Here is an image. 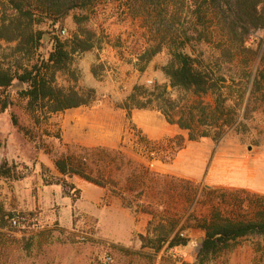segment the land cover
Returning a JSON list of instances; mask_svg holds the SVG:
<instances>
[{"label": "rangeland", "instance_id": "374dc122", "mask_svg": "<svg viewBox=\"0 0 264 264\" xmlns=\"http://www.w3.org/2000/svg\"><path fill=\"white\" fill-rule=\"evenodd\" d=\"M183 2L178 0L173 8L177 22L171 29L161 23L155 11L140 3L100 2L87 10L71 11L55 24L35 19L32 28L40 32L43 53L50 50L53 37L67 42L79 27L93 34V48L71 55L67 71L55 75V85L82 94L93 90L95 98L87 106L65 112L30 115L19 96L24 88L20 82L0 94V165L5 162L14 176L20 177L0 178V220L5 221L0 229V264H264L262 238H246L228 251L199 259L204 232L185 228L193 215L207 211L201 198L205 188L264 196V31L251 39L250 48L256 55L251 70L242 71L239 58L215 63L213 47L197 40L193 0ZM2 13L0 6V20ZM17 44L0 39V69L16 71L36 62V57L16 54ZM181 44L196 66L210 73L216 88L234 92L251 88L256 78L261 81L247 117L248 89L236 113L239 126H233L218 141H186V133L162 117L160 100L148 96L159 88L173 99L198 100L180 94L162 71L171 59L170 50ZM157 49L159 53L150 60H142L147 52ZM214 98L210 92L202 101L213 103ZM148 99L152 102L140 108ZM104 102L125 113L124 127L116 133L117 139L107 144L99 136L107 132L112 138V129L99 121L94 129L83 128L81 122L84 108ZM4 103L7 108L1 111ZM154 120L166 122L169 130L160 139L149 141L166 142L176 135L185 138L181 150L170 151L169 163L147 162L133 137L135 132L145 138L157 136ZM97 148L109 155L88 162L103 173L106 188L56 171L54 161ZM63 180L78 191L76 199L63 190ZM193 183L198 188L195 200ZM147 206L154 215L141 212ZM14 217L23 219L17 227L11 226ZM162 219L169 221L168 228L173 226L171 238L178 234L188 240L185 246L169 249L165 245L156 250L158 238L152 232Z\"/></svg>", "mask_w": 264, "mask_h": 264}, {"label": "trees", "instance_id": "16d2710c", "mask_svg": "<svg viewBox=\"0 0 264 264\" xmlns=\"http://www.w3.org/2000/svg\"><path fill=\"white\" fill-rule=\"evenodd\" d=\"M100 2L140 3L155 11L157 16L162 18L161 23L166 24L167 28H175L174 24L177 22L173 8L178 4V0H0L3 9L0 39L7 42L17 41L15 53L19 56L36 57V62L28 67L20 66L16 71H12L11 68L0 69V94L5 95L15 81L20 82L24 88L19 92V96L25 102V110L30 115L39 112L44 115L57 114L91 104L95 98L93 90L82 94L73 88L67 90L58 88L55 85V75L67 71L71 55L82 54L93 48V34L79 27L67 42L53 37L50 50L43 53L40 51L42 50L40 32H34L32 26L35 19H38L37 22L47 19L55 24L71 11L87 10ZM192 13L197 40H205L213 47L216 54L215 63H230L239 58L243 65L242 71L251 70L256 55L250 44L257 32L264 31V0H193ZM207 30L209 31L207 34L202 32ZM159 51L157 49L147 52L142 60L147 62ZM170 55L171 59L162 71L171 86L180 94L191 97L194 95L198 100L193 102L191 98L181 97L173 99L156 88L148 96L160 100L159 110L164 120L176 126L180 132H185L186 141L189 142L202 138L218 141L233 126L238 127L239 125L235 124L236 113L244 103V93L248 88H239L234 92L216 88L206 68L196 66V60L183 52V44L175 45L170 50ZM137 90L138 88H134V91ZM248 90L249 97L244 109L245 118L249 106L257 100L261 81L256 78ZM210 92L215 97L214 102L205 104L202 98ZM135 97L132 95L131 100ZM151 102L152 100L148 99L147 103L140 104L139 107L144 108ZM6 108L7 105L4 103L1 111ZM126 109L130 111L131 108ZM165 141L156 143L143 136L137 138L147 162L155 160L169 163L172 160L169 157L170 151L177 152L185 145V138L181 135ZM108 155L100 148L84 150V153L78 157L68 156L54 161V167L63 177L78 176L89 183L106 188L107 185L101 180L102 172H97L88 159L96 156L103 159ZM0 178L20 179L14 176L5 162L0 165ZM187 184L191 183L187 182ZM61 186L73 199H76L78 191L71 184L63 180ZM203 191L201 198L207 211L193 215V220L185 227L204 232L198 253L199 259L228 251L238 241L246 238L264 240V196L245 190L205 188ZM197 193L198 188L193 183V200L197 198ZM148 207L142 208L141 212L154 215ZM4 226L5 221L1 218L0 229ZM168 226L169 221L162 219L154 228L152 233L158 238L156 250L165 245L172 249L187 244L188 240L178 234L171 238L173 226L171 228Z\"/></svg>", "mask_w": 264, "mask_h": 264}, {"label": "crops", "instance_id": "0c3cea01", "mask_svg": "<svg viewBox=\"0 0 264 264\" xmlns=\"http://www.w3.org/2000/svg\"><path fill=\"white\" fill-rule=\"evenodd\" d=\"M103 88H98L102 90ZM97 104V103H96ZM86 113L83 115L82 126L83 128L94 129L95 126L99 125V122H102V125H105L108 130L112 129L114 131L111 138V134L103 132L99 137L102 139V142L107 144L108 142L115 141L117 139V134L125 125V113L123 110L116 108L113 104L104 102L103 104H97L91 106L90 108H84ZM99 121V122H98ZM134 122V119H131ZM153 126L157 129V136L147 135V140L160 139L164 136L165 132L169 130V126L166 122L158 120L157 123H153ZM173 130H170V132ZM152 134H154L152 132ZM90 139V138H89ZM92 139V138H91ZM238 188H245L242 185H236Z\"/></svg>", "mask_w": 264, "mask_h": 264}, {"label": "built area", "instance_id": "2783aa9c", "mask_svg": "<svg viewBox=\"0 0 264 264\" xmlns=\"http://www.w3.org/2000/svg\"><path fill=\"white\" fill-rule=\"evenodd\" d=\"M60 34L64 35V31H61ZM133 137H135V138L137 137L138 138L137 132H135V134H133ZM21 221H23L22 218L14 217V218L11 219V226H13V227L19 226ZM108 261H109V258H106L105 262H108Z\"/></svg>", "mask_w": 264, "mask_h": 264}, {"label": "bare ground", "instance_id": "6f19581e", "mask_svg": "<svg viewBox=\"0 0 264 264\" xmlns=\"http://www.w3.org/2000/svg\"><path fill=\"white\" fill-rule=\"evenodd\" d=\"M254 174V173H253ZM259 176V175H258ZM247 181V180H246ZM248 183V182H247Z\"/></svg>", "mask_w": 264, "mask_h": 264}]
</instances>
